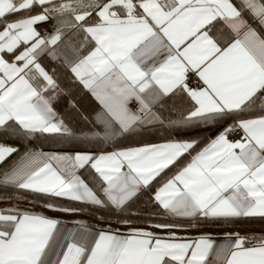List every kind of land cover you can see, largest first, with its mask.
<instances>
[{
	"label": "snow or ice",
	"instance_id": "1",
	"mask_svg": "<svg viewBox=\"0 0 264 264\" xmlns=\"http://www.w3.org/2000/svg\"><path fill=\"white\" fill-rule=\"evenodd\" d=\"M150 126L162 142L136 139ZM24 194L64 214L147 196L189 227L264 219V0H0V200ZM116 223L0 208V264H264V234Z\"/></svg>",
	"mask_w": 264,
	"mask_h": 264
},
{
	"label": "trees",
	"instance_id": "2",
	"mask_svg": "<svg viewBox=\"0 0 264 264\" xmlns=\"http://www.w3.org/2000/svg\"><path fill=\"white\" fill-rule=\"evenodd\" d=\"M45 63H48L47 59L44 61ZM167 135L164 131V129L159 128L158 126H150L146 131L142 133L140 137H137L136 139L143 142H159L162 141V138ZM135 142V141H133ZM70 145H56V144H49L45 142V150H69ZM15 157H13L14 159ZM171 173H169L170 175ZM27 195L30 200H36L37 202L34 203H28L21 200H0V208L9 207L12 205H18L19 207L23 204H34V205H43V202L46 198L44 197H34L31 194H24ZM147 196L140 197L139 200H137L131 209L128 210L130 213H138V215H129L128 212L121 215L118 213V211L113 210L109 207L104 208H96V207H90L86 205H80L76 204V207H83L84 211L83 213L86 216V223L93 227V228H107L109 227V222H111V227L113 228L116 225H119L116 223L117 220L121 219H131L134 221V223H165V222H176V223H182L187 224V221L179 220V219H169L165 220L162 217L156 216L155 213L157 209L146 202ZM58 203H66V201H56ZM200 225L199 227H221V228H235L241 235H260L264 234V219L259 217L254 218H245L238 221L233 222L229 225H224L220 222H204L199 221Z\"/></svg>",
	"mask_w": 264,
	"mask_h": 264
},
{
	"label": "crops",
	"instance_id": "3",
	"mask_svg": "<svg viewBox=\"0 0 264 264\" xmlns=\"http://www.w3.org/2000/svg\"><path fill=\"white\" fill-rule=\"evenodd\" d=\"M162 142V141H159ZM152 143H158V142H152ZM93 175H95L94 171L92 172V175H89L88 172L84 173V177L86 178L87 182L94 188L96 191H100V185L97 183V180L93 179ZM21 208L29 209L31 211L37 212V213H44L48 216L56 217L61 219L62 221L66 222L68 227H72L71 222L74 220H81L83 221L88 227L92 229L91 226H89L86 223V216L81 213H73V214H64L59 212H50L47 211L43 205H34V204H23L20 206ZM180 220V219H179ZM186 221V220H184ZM149 224L152 223H133L132 227H138V228H148ZM185 227L183 228H174V229H156V228H149L150 231L157 232L158 234L164 235L168 232H175L178 236H191L195 237L200 234H210L214 238H222L225 233H235L238 232L235 228H221V227H189L187 224H184ZM113 228H121V230H124L123 225H116Z\"/></svg>",
	"mask_w": 264,
	"mask_h": 264
}]
</instances>
